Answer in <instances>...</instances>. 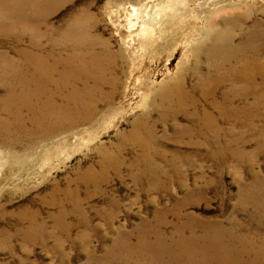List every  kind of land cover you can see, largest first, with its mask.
I'll return each instance as SVG.
<instances>
[{
    "label": "rangeland",
    "instance_id": "1",
    "mask_svg": "<svg viewBox=\"0 0 264 264\" xmlns=\"http://www.w3.org/2000/svg\"><path fill=\"white\" fill-rule=\"evenodd\" d=\"M206 2L0 0V264H264V0Z\"/></svg>",
    "mask_w": 264,
    "mask_h": 264
},
{
    "label": "bare ground",
    "instance_id": "2",
    "mask_svg": "<svg viewBox=\"0 0 264 264\" xmlns=\"http://www.w3.org/2000/svg\"><path fill=\"white\" fill-rule=\"evenodd\" d=\"M237 6L238 5L234 4L233 0H230V1L225 0L224 3L218 2L217 4H215V2L211 4L206 2L202 5L199 15H200V18H202L208 23L211 14L224 13V16H225V14L227 15L229 12L234 11ZM222 23H225V20H223ZM254 51H258V49H253V50L232 49L230 51L223 53L221 55L220 61L218 62L215 68V73L220 83L225 82L226 80L229 79L230 77L229 75L228 76L225 75L224 77V74H223V72H228L229 74L231 73L230 75H233V77L232 78L230 77V78L234 80L235 83L237 84V85L235 84L232 85V88H234V90H236L238 85H241V86L248 85L246 86V88H249L251 82L254 81V77H256L258 74L260 75L264 74V61L262 60L264 57H262V59L260 57L258 59L255 58L256 61L253 62L252 60L254 58L252 59L251 57L247 56L249 54H253ZM238 55H242L246 57L243 59H238ZM256 66L258 69L256 68L253 72V69ZM246 88H244L243 90L245 91Z\"/></svg>",
    "mask_w": 264,
    "mask_h": 264
}]
</instances>
